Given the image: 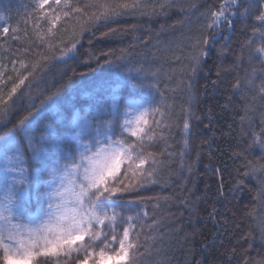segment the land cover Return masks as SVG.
Segmentation results:
<instances>
[{
	"label": "trees",
	"instance_id": "trees-1",
	"mask_svg": "<svg viewBox=\"0 0 264 264\" xmlns=\"http://www.w3.org/2000/svg\"><path fill=\"white\" fill-rule=\"evenodd\" d=\"M70 2L80 6L87 0ZM146 2V14L132 12L94 23L83 31L79 24L84 17L65 18L54 29L55 35L46 36L41 43L39 36L47 33L49 24L29 15L33 0H0V94L7 98L12 84L21 75L32 73L21 86L23 96L18 90L15 104L0 107V137L30 114L41 124H60L70 115H83L107 95L106 81L129 75V67H142L148 74L145 84L155 85L150 90L161 107L156 119H163V123L159 128L153 126L156 141L149 149L157 157L155 176L142 188L124 195L125 200H142L139 211L148 213L141 241L154 237L140 248L139 264H245L247 241L250 253L246 260L255 264L264 259L259 230L264 200L258 199L259 181L244 174L248 161L260 155L258 147L249 149V145L252 131L259 133L262 127L264 100L259 99L258 91L264 69L250 54L259 41L252 49L244 45L251 37L254 17L264 11V0H244L241 11L250 7L252 16H233L231 28L225 23L215 30L207 29V24L221 0ZM161 4L167 6L161 10ZM4 27L9 32L4 33ZM110 29L115 33L102 35ZM205 35H214L215 43L207 46L200 71L190 79L191 58L199 54L196 45ZM72 42L76 44L73 59L59 62L61 49ZM42 52L48 54L47 61L40 59ZM109 53L111 57L106 55ZM122 53L125 59L119 63L123 67L98 66ZM253 68L259 74L255 85L243 84L237 90V80L244 81ZM69 77L75 82L53 97L57 103L46 101ZM189 84L194 89V117L190 120L191 136L186 137L183 109L188 106ZM119 94L124 99H138L149 93L128 86L120 88ZM240 180L243 183L237 184ZM242 193L245 201H241ZM244 235L249 238L239 243ZM146 252L150 255H144Z\"/></svg>",
	"mask_w": 264,
	"mask_h": 264
},
{
	"label": "snow or ice",
	"instance_id": "snow-or-ice-1",
	"mask_svg": "<svg viewBox=\"0 0 264 264\" xmlns=\"http://www.w3.org/2000/svg\"><path fill=\"white\" fill-rule=\"evenodd\" d=\"M243 4L244 0H221L219 9L211 11L207 29L215 30L225 23L231 28L233 16L251 17L254 10L243 7L241 11ZM166 6L161 4V10ZM147 7L146 0H87L80 6L70 0H33L29 15L49 24L47 33L39 36L44 43L46 36L55 35L54 29L65 18L84 17V22L79 24V30L83 31L94 23L108 22L132 12L146 14ZM9 30L3 28L4 33ZM115 31L110 29L102 35ZM215 39L214 35H205L202 43L197 42L199 54L191 58L190 79L197 76L201 57L207 55V46L215 43ZM257 40L259 47L250 54L264 69V11L254 17L253 31L244 47L252 49ZM75 49V42L71 46L66 44L59 62L73 59ZM106 55L111 57L110 53ZM40 59L47 61L49 56L42 52ZM124 59L122 53L98 66L123 67L119 62ZM132 72L136 75H131ZM31 75H21L7 92V98L0 94V107L15 104L18 90L23 96L21 86ZM257 75L253 68L234 87L238 90L243 84L254 86ZM147 79L142 67H129V75H117L114 81L105 82L107 95L93 110L70 115L60 124H41L30 114L0 137V264H61V261L71 264L73 260L75 264H139L140 248L154 237L141 241L148 213L139 211L142 200H125L124 195L142 188L156 172L157 157L149 149L156 141L155 128L160 127L163 119H156L161 113L160 102L150 90L155 85L145 84ZM74 82L69 77L66 85L45 100L57 103L53 97ZM128 86L142 92L147 90L149 94L124 99L119 89ZM188 89V106L183 109L186 137L191 136L190 120L194 117L191 96L194 89L191 84ZM258 96L264 100V78ZM260 123V132L252 131L249 145V149L258 147L260 155L255 161H248L244 176L259 181L258 199L264 200V114ZM188 143L186 139L185 144ZM240 183L243 181H237ZM219 194L223 196L222 186ZM132 212L135 214H128ZM154 226L155 222L147 230ZM259 230L264 240V218ZM245 264L252 262L246 260ZM255 264H264V259Z\"/></svg>",
	"mask_w": 264,
	"mask_h": 264
},
{
	"label": "rangeland",
	"instance_id": "rangeland-1",
	"mask_svg": "<svg viewBox=\"0 0 264 264\" xmlns=\"http://www.w3.org/2000/svg\"><path fill=\"white\" fill-rule=\"evenodd\" d=\"M242 198H243V200H241V201H245L246 200V196H245V194L244 193H242ZM244 209V208H243ZM246 214V213H245ZM246 218H247V216H245ZM246 238L248 239L249 238V236H246V235H244L242 238H240L239 240H238V242L240 243L241 242V240L243 239V240H246ZM247 246H245V249H246V253H245V256H244V261H246V259H247V257H248V254L250 253L249 251H250V248H249V246H248V241H247Z\"/></svg>",
	"mask_w": 264,
	"mask_h": 264
}]
</instances>
